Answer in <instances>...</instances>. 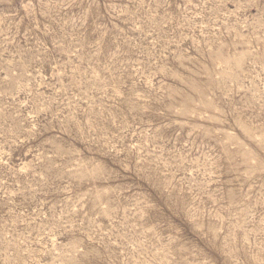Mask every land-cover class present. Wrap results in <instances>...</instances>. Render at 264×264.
Returning a JSON list of instances; mask_svg holds the SVG:
<instances>
[{
  "label": "rangeland",
  "instance_id": "obj_1",
  "mask_svg": "<svg viewBox=\"0 0 264 264\" xmlns=\"http://www.w3.org/2000/svg\"><path fill=\"white\" fill-rule=\"evenodd\" d=\"M0 264H264V0H0Z\"/></svg>",
  "mask_w": 264,
  "mask_h": 264
}]
</instances>
